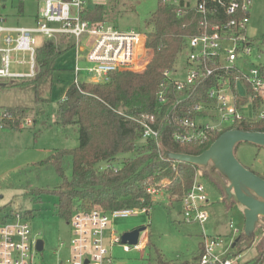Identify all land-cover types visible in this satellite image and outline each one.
Masks as SVG:
<instances>
[{"label":"built area","instance_id":"2783aa9c","mask_svg":"<svg viewBox=\"0 0 264 264\" xmlns=\"http://www.w3.org/2000/svg\"><path fill=\"white\" fill-rule=\"evenodd\" d=\"M174 8L178 17L194 12L199 32L184 36L182 45L186 51L182 67L176 65L163 71V81L156 90L157 104L163 105L174 95L173 105L184 101L201 82L210 80L206 99L194 104L199 114L194 119L179 117L181 128L173 132L179 144L187 142L205 143L212 134L221 132L235 121L255 120L264 117V64L254 65L247 70L248 57L254 41L246 33L253 0H158ZM0 0V88L5 81L33 77L38 70L36 52L45 40L58 41L64 37L72 39L75 48L73 83L78 85L84 73L87 81L101 82L115 71L144 70L153 56V35L150 30L119 29L105 20L100 22L86 18V0H44L32 25H11L2 14ZM40 42H36V38ZM86 48L87 66H79L80 47ZM28 54L29 60L19 58ZM28 65L27 72L12 71V66ZM171 88V90H170ZM248 88L251 95L247 94ZM234 89L239 97L247 100L238 104ZM170 90V91H169ZM170 93V94H169ZM254 100L260 107L254 108ZM17 118V117H16ZM15 120L7 106L0 105V128ZM20 117L19 126L30 123ZM143 136H155L157 130L149 123L139 121ZM113 166L103 163L100 169ZM200 175V174H199ZM198 173L192 185L179 200L182 221L198 222L202 225L199 242L198 264H245L238 255L231 254L233 236L242 232L229 223L230 241L227 235L207 233L203 224L209 220L208 196ZM168 179L162 183L165 185ZM161 189L149 187L147 192L155 198ZM148 207H122L111 210L80 209L75 207L69 223L68 244L72 255L64 264H112L107 249L102 244V231L118 217L149 213ZM91 236L94 238L91 240ZM140 237V235H139ZM135 244L122 243L125 251L140 248L148 238ZM121 242L120 235L110 232V243ZM231 242V243H230ZM37 239L32 236L29 222L21 211L13 212L0 220V264H39ZM92 257L83 259L85 253ZM41 258V257H40ZM42 261V258H41ZM87 261V262H86ZM92 261V262H91ZM264 264V260L260 263Z\"/></svg>","mask_w":264,"mask_h":264},{"label":"rangeland","instance_id":"374dc122","mask_svg":"<svg viewBox=\"0 0 264 264\" xmlns=\"http://www.w3.org/2000/svg\"><path fill=\"white\" fill-rule=\"evenodd\" d=\"M43 1L2 0V14L8 24L27 25L33 21ZM95 4L103 5L102 20L115 24L119 29L150 30L148 19L158 7V0H86L87 7H93ZM246 33L254 41L249 61L243 66L247 70L252 66L250 63L264 64V0L252 1ZM60 41L56 43L66 46L62 40ZM36 42H40L39 37L36 38ZM67 44L72 46L59 55L55 69L35 86L29 85L28 79L22 81L13 79L5 81L0 88V105L22 107L25 111L17 118L26 117L31 120L19 128L11 126L0 128V209L5 213L31 211L32 217L25 219L31 226L32 236L43 240V249L37 254L39 264H64L73 254L68 244L69 223L57 213L58 198L52 192L60 182L61 176L53 165L46 162L55 149H72L79 144L76 125H60L55 122L57 105L74 78L76 54L73 40L69 39ZM185 54L186 51L182 48L176 59L177 67L183 66ZM85 55L86 48L81 46L79 66L89 65L84 59ZM19 58L29 60L28 54L20 53ZM11 70L27 72L28 65L12 66ZM143 71L145 70H139ZM79 77L88 79L84 73ZM234 154L241 164L264 177V147L241 142L236 145ZM209 165L198 166L197 171L209 200L206 206L209 220L203 226L207 233L227 235L225 242H228L231 239L229 223L243 232L244 215L241 206L236 203L226 210L222 195L209 178L217 182L223 192L228 181L221 172ZM62 167L64 176L70 179L72 162L69 156L63 158ZM165 179L170 181L171 177L166 176L156 185L150 186L161 190L155 194L154 200L151 197L152 206L149 213L115 218L108 228L102 231V244L107 249L112 264H142L148 260L153 261L155 249L169 262L194 263V256L199 249L202 225L198 222L182 221L181 204L179 201L169 200L165 185L162 184ZM33 189L39 192L33 193ZM223 198H226L225 195ZM137 226L146 227L140 232L139 237L140 240L148 238L146 245L125 251L122 247L123 242L110 243L111 231L118 236ZM253 233L256 237L252 245L238 254L240 262H247L255 256V244L264 234L263 218L258 220ZM90 238L92 240L94 237ZM236 238L237 235L233 236V242ZM91 252L89 250V253H85L83 259L92 257Z\"/></svg>","mask_w":264,"mask_h":264},{"label":"trees","instance_id":"16d2710c","mask_svg":"<svg viewBox=\"0 0 264 264\" xmlns=\"http://www.w3.org/2000/svg\"><path fill=\"white\" fill-rule=\"evenodd\" d=\"M104 8L101 4L86 13V18L95 22L104 21ZM148 26L153 35L154 53L145 71H115L108 79L101 82H90L82 79L78 85L73 82L67 87L63 99L58 103L55 122L60 125L74 124L78 127L79 144L72 149H55L47 158L61 176L60 182L52 192L57 196V213L67 220L71 219L75 207L80 209L101 208L111 210L122 207H148L152 200L147 189L166 176L171 180L164 188L171 202L179 201L190 189L198 166L180 162L162 155L163 149L171 152L198 154L207 149L221 132L237 128L242 130L264 131V117L255 120L242 119L225 127L221 132L212 134L205 143L187 142L179 144L173 132L181 128L178 118L194 119L197 111L193 106L206 99L209 80L200 82L194 92L181 103L173 105L174 95L163 105L157 104L156 90L163 81V71L176 65L181 53L184 36L197 34L199 26L194 12L180 18L173 7L158 1V7L148 19ZM66 46L53 40H45L37 49V73L28 79L29 85H36L54 69L59 55L72 46L62 37ZM61 42V41H60ZM19 80V79H17ZM19 83V82H18ZM171 90V88H170ZM169 90V91H170ZM234 94L238 104L247 97ZM248 95L251 91L248 88ZM260 107V100H254L255 110ZM15 120L5 126L20 127L16 117L25 111L22 107H9ZM151 124L156 130L155 136H143L139 121ZM69 156L72 162V176H64L62 160ZM103 163L113 166L100 169ZM261 176V175H260ZM262 177V176H261ZM264 178V177H263ZM220 194L225 195L220 185L209 178ZM38 193L37 190H32ZM226 209L235 201L223 198ZM25 218L32 217L31 211L21 212ZM11 213L1 212L0 220ZM264 219V218H263ZM263 231V229H261ZM231 254L238 255L252 245L256 234L249 238L239 234ZM256 254L245 264H260L264 260V234L256 242ZM199 256H194V263ZM142 264H189L173 263L165 260L155 249L153 261Z\"/></svg>","mask_w":264,"mask_h":264},{"label":"water","instance_id":"95a60500","mask_svg":"<svg viewBox=\"0 0 264 264\" xmlns=\"http://www.w3.org/2000/svg\"><path fill=\"white\" fill-rule=\"evenodd\" d=\"M248 142L264 147V131L242 130L237 128L221 132L209 147L198 154L171 152L163 149V156L180 162H188L205 167L209 164L212 169L221 172L228 184L224 187L226 200L234 199L240 205L244 215L243 237L253 235L255 225L264 218V178L250 170L235 157L237 144ZM145 226H137L120 234L121 242L135 244L140 232ZM237 237L232 243L234 247ZM37 249H43V240L37 239ZM87 262V261H86Z\"/></svg>","mask_w":264,"mask_h":264},{"label":"crops","instance_id":"0c3cea01","mask_svg":"<svg viewBox=\"0 0 264 264\" xmlns=\"http://www.w3.org/2000/svg\"><path fill=\"white\" fill-rule=\"evenodd\" d=\"M94 7V6H93ZM93 7H88V11L89 10H91ZM87 11V12H88ZM36 16V15H35ZM35 16H34V18H33V21L30 23V24H27V25H32L33 23H34V19H35ZM75 63H76V61H75ZM86 80V79H85ZM64 97V96H63ZM63 99V98H62ZM222 201H223V196H222ZM226 208V207H225ZM226 210H228V209H226ZM1 212H3V211H1Z\"/></svg>","mask_w":264,"mask_h":264}]
</instances>
